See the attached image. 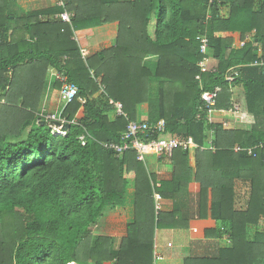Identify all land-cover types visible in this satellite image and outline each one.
Segmentation results:
<instances>
[{
	"label": "trees",
	"instance_id": "obj_1",
	"mask_svg": "<svg viewBox=\"0 0 264 264\" xmlns=\"http://www.w3.org/2000/svg\"><path fill=\"white\" fill-rule=\"evenodd\" d=\"M6 1L0 3V102L4 100L0 105V264H153L155 229L178 228L155 210L154 194L173 200L188 189L192 169L187 152L176 150L170 159L174 175L156 187L134 153L118 157L103 147L120 143L127 120L134 121L141 103L148 104V124L165 122L163 136L192 138L202 148L207 130L214 131L216 150L209 172L204 161L195 166L197 216H207L210 190L211 218L229 223L230 247L219 250L214 259L189 258L184 263L264 264V231L252 241L247 239V226L264 219V66H253L260 60L264 63V0L257 8L253 0H215L212 5L209 0H80L85 6L95 5L94 9H81L70 23L11 21L3 15ZM62 1L65 7L58 6V14L77 10L74 6L79 3L74 1L78 0ZM224 8L229 10L227 17L221 15ZM153 19L155 29L150 34ZM112 21L118 24L116 45L84 60L71 39L73 33ZM254 30L239 49L232 48L231 38L221 36L239 33L242 39ZM20 32L27 33L29 40L23 41ZM203 34L217 64L214 72L202 76L200 89L194 80L201 59L196 39ZM147 56L158 57L153 73L141 67ZM30 69L38 73L24 75ZM58 73L78 88L77 97L62 106L59 115L69 123L64 136L52 135L47 124L36 123V110L26 94L19 108L10 107L18 92L35 87V79L42 82L44 75ZM229 75L232 82L226 78ZM154 79L162 80L152 97L149 88ZM215 88L220 89L216 104L205 110L201 94ZM233 88L242 89L243 110L254 118L248 131L224 130L207 120L210 114L234 113ZM97 92L109 105H97L93 98ZM115 103L122 105L127 118L109 122ZM79 111L82 116L77 118ZM236 146L252 149L255 157L234 152ZM235 179L250 182L243 212L234 209ZM131 185L135 219L114 257L109 239H93L92 229L104 212L123 205L124 191ZM168 215L174 220L180 214Z\"/></svg>",
	"mask_w": 264,
	"mask_h": 264
},
{
	"label": "crops",
	"instance_id": "obj_2",
	"mask_svg": "<svg viewBox=\"0 0 264 264\" xmlns=\"http://www.w3.org/2000/svg\"><path fill=\"white\" fill-rule=\"evenodd\" d=\"M125 1V0H122ZM255 3V8L261 0H253ZM76 3H81L80 0L74 1ZM1 5H3V0H0ZM76 4L74 6L77 10L70 12L71 16L76 13L79 15L81 9L86 11L94 9L93 4L90 6H85L84 4ZM80 7H79V6ZM57 0H7L6 8H4L3 15L9 17L11 21L19 22L18 19L30 18L31 20H38L40 22L46 21H59L57 9ZM79 11V12H78ZM229 10L224 8L221 11L223 17H227ZM81 15V14H80ZM83 16V15H82ZM17 20V21H16ZM11 27H15L14 23H11ZM23 28V24H22ZM155 29L154 19L150 23L149 33L153 34ZM23 36V41H28V34L20 32ZM256 33L254 30L251 34L246 35L241 39L239 33H223L222 38H231L233 40L232 48L239 49L240 42H248L252 35ZM74 36L76 39H72L74 43L81 50L86 52L84 60L90 57L101 54L104 51L112 49L118 39V24L116 22L106 23L100 26H95L92 28L75 31ZM248 38V39H246ZM256 56L260 60L262 56L261 50L258 48L256 51ZM260 62H262L260 60ZM259 62V63H260ZM158 63L157 56H147L142 61L141 67L148 69L150 72H154ZM213 66H216V62L212 61ZM261 67V66H255ZM24 73V72H23ZM36 70H28L24 75L32 76L35 75ZM39 74H41L39 72ZM13 72L9 73L10 81L12 80ZM162 79H154L150 83V95L153 97L158 94V82ZM34 88H30L27 92H18L17 94L21 97L23 94L27 95V102L34 107L36 110L35 118L38 125L47 124L45 121L47 116L61 114L62 106H65L63 100L60 96L61 84L54 79V74L44 75L42 82H38L35 79ZM60 88V89H59ZM18 91V90H17ZM232 100L236 105L239 106L240 110L231 114L228 113H218L210 114L207 117L209 124L211 125H221L224 130L230 131H248L254 123V118L248 115L244 109L243 101V91L241 88H233L232 90ZM16 94V95H17ZM38 94V96H37ZM15 95L11 99L12 104L10 107H17L22 103V97L17 98ZM96 103L99 107L104 105H109L110 101L101 96L98 92L93 95ZM84 100V99H82ZM82 100H80L82 102ZM4 100L0 102L3 104ZM14 104V105H13ZM149 107L147 103H141L137 105L134 111L135 119L134 121L150 123L151 118L148 115ZM82 113L79 111L77 113V118H80ZM60 117V116H59ZM117 116L115 114L114 108L108 115L109 122L115 121ZM40 118L43 121H40ZM163 121V120H160ZM69 124V123H65ZM55 128V127H54ZM30 128H26L23 133V138L26 137ZM59 136V135H57ZM206 146L191 149L186 151L188 154V166L192 169V181L188 185V189L180 192L173 200L160 199L159 206L160 209L157 212L165 214L169 219L168 224H177V229H155L154 231V242H153V264H185V260L192 259H214L221 249H226L230 247L229 233L230 225L226 222L215 221L210 215V204H211V194L208 190V196L206 199V213L207 216L200 219L197 216V203H198V192L199 184L194 180V174L196 172L195 166L197 163L204 161V170L209 172L211 164V156L215 152L214 147V131L209 129L206 133ZM176 137V136H174ZM179 138V137H177ZM195 143V142H194ZM242 147L236 146L235 149ZM249 149V148H248ZM252 151V149H250ZM199 151L200 153H197ZM248 157H255L253 151L251 154H247ZM171 158L156 159L153 156H149L144 165L147 175L154 178L156 187L160 186L163 181H170L174 175V167L170 162ZM220 172V171H219ZM247 186L246 194L243 193L241 197L240 188ZM234 209L235 211L243 212L247 209V203L250 195V182L243 179L234 180ZM155 205V201H154ZM174 211L179 212V216L172 220L168 214ZM179 218V219H178ZM135 219V189L131 186L124 191V203L121 207H115L113 210L106 211L99 223L92 229L93 239L103 237L108 238L110 241L109 252L112 256H117L121 244L125 241L127 236V226L134 223ZM167 223V222H165ZM182 226V228L179 227ZM264 219H262L258 225H248L247 226V239L252 241L254 235L259 232L264 231ZM249 228H255L252 236L249 235ZM74 264V263H71Z\"/></svg>",
	"mask_w": 264,
	"mask_h": 264
},
{
	"label": "built area",
	"instance_id": "obj_3",
	"mask_svg": "<svg viewBox=\"0 0 264 264\" xmlns=\"http://www.w3.org/2000/svg\"><path fill=\"white\" fill-rule=\"evenodd\" d=\"M214 1L215 0H209V5H212ZM57 5L61 8L65 7V4L62 0H57ZM71 17V13L64 11L59 15L58 18L65 23H70ZM206 18H209V15H207ZM72 39H76L74 34L72 36ZM196 40L199 43V53L201 55V59L197 64L198 74L195 75L194 80L198 84L199 88L202 89V76L204 74L214 72L215 66H213L212 64L213 59L207 36L205 34L200 35ZM244 44V41L239 43L240 47L244 46ZM80 53L82 58H85L86 52L81 49ZM253 66H264V63L255 62ZM231 75H236V73H233ZM226 78L229 82H232L233 80V77L230 75ZM54 79L56 82L61 84L60 96L64 104H70L78 95L77 86L69 83L64 74H54ZM219 91V88H215L212 92H203L201 94L200 98L204 104L205 110H209L210 108L215 106ZM81 103L84 104L85 101L82 100ZM233 107L234 113L239 111V107L235 103ZM113 108L117 116L127 118L120 103L113 104ZM45 121L47 123L57 122L60 124V127L58 128L50 127L52 135L64 136L66 134L62 133L61 131V126L66 123L64 119H61L57 115H50L46 117ZM165 130L166 129L164 121H158L154 124H148L146 122L127 120L126 128L120 138V143L110 142L103 144V147L106 150L114 153L118 157L122 156L125 153L132 152L135 154L136 160L143 163L144 165H146V161L149 156H153L156 159L160 160L162 158H171L176 150L188 151L197 148V145L194 143L192 138L180 139L177 137H166L163 136ZM153 135L159 136L154 138ZM80 141L81 145L84 146L85 140L83 137L80 138ZM242 151L247 152V154H251L252 152L250 149H235V152ZM154 201L155 209L158 211L160 209V197L157 194H154Z\"/></svg>",
	"mask_w": 264,
	"mask_h": 264
},
{
	"label": "water",
	"instance_id": "obj_4",
	"mask_svg": "<svg viewBox=\"0 0 264 264\" xmlns=\"http://www.w3.org/2000/svg\"><path fill=\"white\" fill-rule=\"evenodd\" d=\"M47 126L58 128V127H60V124L57 123V122H49V123H47ZM68 129H69V124H64L63 126H61V131L62 132L66 133L68 131Z\"/></svg>",
	"mask_w": 264,
	"mask_h": 264
},
{
	"label": "rangeland",
	"instance_id": "obj_5",
	"mask_svg": "<svg viewBox=\"0 0 264 264\" xmlns=\"http://www.w3.org/2000/svg\"><path fill=\"white\" fill-rule=\"evenodd\" d=\"M62 133H65V132H62ZM246 188H248V187L247 186L245 187V185H243V187L240 188V194L239 195L241 197L243 196V193L246 194L248 192V191H246ZM254 231H255V228H251V229L249 228V235L252 236V234H253Z\"/></svg>",
	"mask_w": 264,
	"mask_h": 264
}]
</instances>
